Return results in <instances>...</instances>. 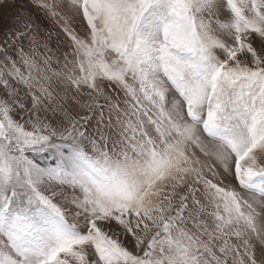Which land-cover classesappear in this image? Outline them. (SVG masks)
<instances>
[{
  "label": "snow or ice",
  "instance_id": "snow-or-ice-1",
  "mask_svg": "<svg viewBox=\"0 0 264 264\" xmlns=\"http://www.w3.org/2000/svg\"><path fill=\"white\" fill-rule=\"evenodd\" d=\"M31 4L69 50L0 39V264H264V0Z\"/></svg>",
  "mask_w": 264,
  "mask_h": 264
},
{
  "label": "rangeland",
  "instance_id": "rangeland-1",
  "mask_svg": "<svg viewBox=\"0 0 264 264\" xmlns=\"http://www.w3.org/2000/svg\"><path fill=\"white\" fill-rule=\"evenodd\" d=\"M21 8H23L25 14L30 13L32 15L34 23L38 27L41 36L47 40L51 49L49 54L53 56V68H57L56 57L60 58V66L62 67L64 62L63 53L69 50V45L61 30V26L33 8L31 0H15L13 8L0 9V39L3 38L2 33L5 26L9 23V17ZM73 27L82 34V28L78 22H74ZM49 34H51L50 39L48 38ZM25 44H27V41H25ZM45 163H48V161H42V164Z\"/></svg>",
  "mask_w": 264,
  "mask_h": 264
}]
</instances>
